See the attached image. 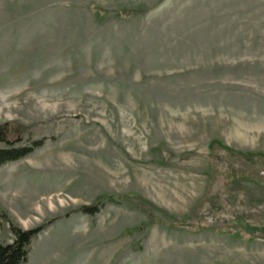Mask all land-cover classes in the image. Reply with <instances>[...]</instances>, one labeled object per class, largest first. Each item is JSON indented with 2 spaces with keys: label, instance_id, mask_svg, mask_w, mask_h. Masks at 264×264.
I'll list each match as a JSON object with an SVG mask.
<instances>
[{
  "label": "rangeland",
  "instance_id": "1",
  "mask_svg": "<svg viewBox=\"0 0 264 264\" xmlns=\"http://www.w3.org/2000/svg\"><path fill=\"white\" fill-rule=\"evenodd\" d=\"M4 124L25 264H264V0H0Z\"/></svg>",
  "mask_w": 264,
  "mask_h": 264
},
{
  "label": "trees",
  "instance_id": "2",
  "mask_svg": "<svg viewBox=\"0 0 264 264\" xmlns=\"http://www.w3.org/2000/svg\"><path fill=\"white\" fill-rule=\"evenodd\" d=\"M11 131L12 128L9 124L0 126V142L5 144L4 148H0V167L6 163L17 161L28 156L34 150L41 147L45 141L44 139H38L30 141L26 145H21L23 136L19 133L14 134L15 132ZM216 199H219V195L216 196ZM242 199L240 198L241 201ZM236 200L235 198L234 201ZM103 205L102 202L98 201L93 205L83 206L80 208V211L88 215H95ZM234 218L237 219V217ZM42 230L43 225L30 230H22L12 225V241L7 244H0V264H25L30 253L31 242ZM251 231V234H255L256 237L264 239V226L252 228Z\"/></svg>",
  "mask_w": 264,
  "mask_h": 264
}]
</instances>
